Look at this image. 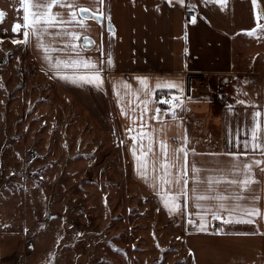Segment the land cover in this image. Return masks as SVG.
Listing matches in <instances>:
<instances>
[{
  "label": "crops",
  "instance_id": "0c3cea01",
  "mask_svg": "<svg viewBox=\"0 0 264 264\" xmlns=\"http://www.w3.org/2000/svg\"><path fill=\"white\" fill-rule=\"evenodd\" d=\"M242 1L226 0L222 6L206 0H184L181 6L175 0L171 5L167 0H104L103 5L99 0H64L65 5L72 4L73 7L57 5L53 12L59 13L60 19L66 23L48 28L43 43L56 49L49 53L53 63L57 58L68 59L74 56L72 48L66 45L74 44L81 57L98 63L103 60L106 64L107 53L112 52L115 67L104 73L105 82L99 91L92 85L78 86L61 79L45 61V53L37 46L35 37L30 36L28 43L30 54L37 63L55 73L59 82L75 92L96 119L105 123L112 116L115 117L119 138L125 143L132 176L152 197H160L158 193L161 192L159 176L164 162L161 141L167 145V160L175 165L171 170L175 173L184 165L185 158L180 153L177 160L174 153L187 136L188 197L179 200L183 219L180 235L175 239L180 241L191 264H264V164L259 167L253 165L257 183L250 185L249 191L241 193L246 199L240 203L247 206H253L252 197H259L254 206L261 215L252 217V224L224 225L220 220H213L212 212L208 210H215L217 201H200L201 207L197 208L191 193L193 164L202 169L200 179L205 181L198 185L200 194L231 196L241 192L238 185L227 183L214 185L213 190H209L206 180L210 175L226 179L242 178L228 171L233 162L230 156L210 154L236 151L234 146L228 144L229 130L234 133L237 126L242 128L246 121L248 127H251L252 113L264 111V54L259 49L264 45L253 46L254 39L264 44V31L257 30L254 36L245 34L256 29L257 23L264 24V20L257 22V14L253 16L257 10L258 14L264 13V0L256 3L255 7L252 1L248 2L251 14L243 20L235 15L236 6ZM34 2L46 4L48 0ZM189 4L194 7L189 9ZM81 8L88 10L87 19L80 15ZM109 11L114 34L108 31ZM0 12L4 13L0 21V28L4 32H13L16 23L23 24L20 0H0ZM72 13H75V19ZM95 15L101 16L99 22L94 18ZM193 18L195 23H192ZM57 33L63 35L58 36ZM67 33H75L76 38L72 39ZM85 39L91 41L86 47ZM136 77L150 78L152 95L145 96L142 91L139 92V99L133 95L141 87ZM157 77L174 80L182 78L185 105L182 109H176V120L172 119L169 106L160 103L162 97L170 98V95L166 90L158 98L160 90L155 89ZM199 79L204 81L206 88L200 89ZM125 80L131 89L120 86V82ZM238 90L247 95H238ZM116 91H119V97ZM214 91H218L222 99L217 98ZM172 94L178 95L175 89ZM189 97L191 102H188ZM145 99L150 101L147 110H144L141 103ZM236 100L245 101V105L235 103ZM251 104L260 107L246 106ZM227 105H232V109L229 110ZM158 108L161 109L159 119L156 118ZM141 129L152 136L151 152H148L147 136L142 140L139 138ZM132 136L138 137L135 142ZM133 143L137 146V154L141 145L148 152L146 177H142L136 170ZM193 150L195 155H192ZM253 159H264V156L259 151L249 150L247 155L240 157L242 162ZM167 190L172 194L179 191L171 184ZM232 203L228 201L229 205ZM199 216L207 220V230L204 232L188 223L191 218L199 224Z\"/></svg>",
  "mask_w": 264,
  "mask_h": 264
},
{
  "label": "rangeland",
  "instance_id": "374dc122",
  "mask_svg": "<svg viewBox=\"0 0 264 264\" xmlns=\"http://www.w3.org/2000/svg\"><path fill=\"white\" fill-rule=\"evenodd\" d=\"M14 40L0 28V264H191L180 201L169 214L135 181L115 117L96 119Z\"/></svg>",
  "mask_w": 264,
  "mask_h": 264
},
{
  "label": "snow or ice",
  "instance_id": "6c2138e0",
  "mask_svg": "<svg viewBox=\"0 0 264 264\" xmlns=\"http://www.w3.org/2000/svg\"><path fill=\"white\" fill-rule=\"evenodd\" d=\"M177 4L181 6L184 5V0H175ZM206 2H215L220 5H225L226 0H206ZM253 6H256L257 0H252ZM101 5L104 4V0H99ZM167 3L171 5L173 0H167ZM20 4L22 5L23 10V24L16 23L13 26V32H19L23 29V40H14L12 41L15 44H24L27 45L29 43L30 36L35 37L37 40V46L45 53L44 59L49 64V67L53 69L61 79L65 81H69L74 85L83 86V85H92L98 91L103 89V85L105 82L104 73L113 69L115 67L113 53H107V61L101 60L99 63L96 61L89 59H85L79 55V52L76 49V46L66 45V47H71L74 53V56H71L68 59H59L57 58L53 63L52 57L49 55L50 52L56 51L54 48H50L48 45L43 43V36L47 33L48 28L53 27L57 24L63 25L66 21L60 19L59 13H54L53 8L59 5L60 7H73L72 4L65 5L64 0H48L46 4L35 3L34 0H20ZM194 6L189 4L188 8L192 9ZM80 15L85 19L88 18V10L80 9ZM4 17V13L0 12V21H2ZM72 18L75 19V13H72ZM98 22L101 20L100 15H95L94 17ZM107 20L109 24L108 31L114 34V29L111 26V14L110 11L107 14ZM257 22L260 20H264V13L258 14L256 16ZM195 18H193L192 23H195ZM264 31V24L257 23V28L253 30H249L246 32V35L254 36L256 31ZM58 36L63 35V33H57ZM67 35L71 36L72 39L76 38L75 33H67ZM85 47L91 43L85 39L84 41ZM187 52V49H185ZM71 69V72H67L65 70ZM137 83L141 86L138 92L133 93V95L137 96L139 99V92L142 91L145 96H149L153 94L152 89L149 88V77H136ZM120 86L125 89H131V85L127 83V81L120 82ZM155 89L164 92L168 90V95L170 98L162 97L160 99L161 104H167L168 111L171 112V116L173 120L177 119L176 109L183 108L185 105V97H184V85L182 78L178 80L169 79V78H156ZM175 89L177 94H172V90ZM114 90H116V85H114ZM238 95H247L246 93H242L238 90ZM116 95L119 97V91H116ZM188 102H191V98H187ZM144 106V110H147V105L150 103L149 100L145 99L141 101ZM235 103L245 105V101L236 100ZM139 106V105H138ZM251 106L253 108H259L260 106L251 104L246 105ZM229 110L232 109V105L226 106ZM122 113L124 112L123 107H121ZM157 115L156 118L159 119L161 115V109L156 110ZM166 114V113H165ZM145 136L148 138V152H151L152 148V136L149 133L143 132L141 129V133L139 138L142 140ZM138 137L132 136L131 139L135 142ZM228 144L235 147L236 151H226L220 154H210V155H225L230 156L232 158L231 168L228 170L233 176H241V179H226L224 177H216V176H208L206 183L209 187V190H213L214 185H218L220 183H227L231 185H238L241 192L229 195H223L217 193L215 196H208L204 194H200L198 191V185L205 181L200 179V173L202 169L198 168L195 164L192 165L191 171L193 174V187L191 189L192 199L196 202V207H201L200 201L211 200L214 199L217 201V205L215 210L209 209L208 211L212 212L213 220H220L224 225H232V224H252L254 221L252 217L261 215L258 208H256L255 202L259 199L258 196L252 197V205L247 206L240 203V201L246 199L244 195L241 193L247 192L250 190V185L257 183L254 179L253 173V165L259 167L264 164V159H253L250 162H242L240 160L241 155H247L249 150L252 152L259 151L261 156H264V111L257 110L252 113V126L248 127L247 121L244 126L241 128L237 126L235 132L233 133L231 129L229 130V139ZM188 138L185 135L183 139V144L179 149L175 150V155L177 160L179 159V154L182 153L185 158V163L181 168L173 173L171 170L175 167L174 164H170L167 160V145L164 141H161V150L164 154V162L161 165L162 172L159 176V182L161 185V192L158 193L160 199L163 202L165 209L168 210L169 214L180 211L181 205L178 203L181 197H188V189L187 185L189 183V178L187 174V157L189 155V150L187 148ZM241 145L243 150L241 151ZM148 152L144 151L143 145L139 148V154H137V146L133 143L132 146V154L136 161V170L138 174L142 177H146L148 161L147 156ZM192 155H195L193 150ZM224 171V170H220ZM264 171V169H262ZM176 186L179 191L175 194L170 193L167 190L168 185ZM233 201L231 205L228 204V201ZM222 213H226L224 216ZM199 224H196L194 220L191 218L188 220L190 225L198 227L199 231L204 232L207 230V220L204 216H199ZM218 234V233H217ZM242 235H248L249 233H237ZM254 234V233H253Z\"/></svg>",
  "mask_w": 264,
  "mask_h": 264
},
{
  "label": "trees",
  "instance_id": "16d2710c",
  "mask_svg": "<svg viewBox=\"0 0 264 264\" xmlns=\"http://www.w3.org/2000/svg\"><path fill=\"white\" fill-rule=\"evenodd\" d=\"M191 77V75H189ZM166 91V90H165ZM161 96V91H158V98Z\"/></svg>",
  "mask_w": 264,
  "mask_h": 264
}]
</instances>
